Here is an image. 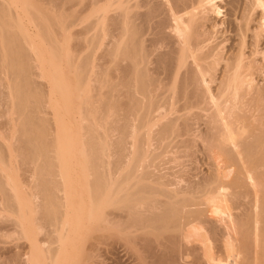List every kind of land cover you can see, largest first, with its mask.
Here are the masks:
<instances>
[{"label": "bare ground", "instance_id": "obj_1", "mask_svg": "<svg viewBox=\"0 0 264 264\" xmlns=\"http://www.w3.org/2000/svg\"><path fill=\"white\" fill-rule=\"evenodd\" d=\"M14 1H0V242L29 246L5 263L264 264V0H24L52 46L51 93L72 112L79 89L76 138L54 128L63 113L44 116L43 50ZM224 7L221 36L208 12ZM78 24L87 54L58 38ZM198 140L211 171L187 176L178 162Z\"/></svg>", "mask_w": 264, "mask_h": 264}, {"label": "rangeland", "instance_id": "obj_2", "mask_svg": "<svg viewBox=\"0 0 264 264\" xmlns=\"http://www.w3.org/2000/svg\"><path fill=\"white\" fill-rule=\"evenodd\" d=\"M0 1H2V0H0ZM14 0H12V2H13ZM225 1L226 0H224L223 2H221V0H219V3H220V5L221 6H224L225 4ZM39 2V1H38ZM42 2V1H41ZM24 0H16V2L14 1V3H12L11 4V6H13L11 9H14L13 11L15 12V13H17L18 14V16L20 17V18H22L21 20L23 21V25L25 26V27H27V30L29 31V33L31 34V36H32V38H34L33 40H34V42L35 43H38L37 45H40L38 48L40 49H42L43 50V52H42V58L41 57H39L38 58V56L36 57V63L37 64H39V63H42L43 61V63H42V65L40 66V64H39V66H38V68L36 67V72H37V76H34V80H36L37 82H39L41 85H42V87L46 90V91H48V92H50L51 93V91H52V89H53V91H56V89H55V87H54V85H53V80L52 79H50V78H52V77H50L51 75L50 74H52V72L53 71H51V73H50V70H51V68L53 69V67L51 66V64L49 63V61H50V56H51V54H50V56H49V53H51V49H52V46L48 43L47 44V42L45 43L44 42V39H42L43 37H41V35H40V33H41V29H40V27L39 26H37V24H36V22L32 19V17H31V15H30V12L28 13L27 12V9H25V5H24ZM40 3V2H39ZM42 3H44V2H42ZM17 4V5H16ZM45 4H46V2H45ZM45 4H44V6H45ZM24 5V6H23ZM45 7H47V5L45 6ZM226 8L227 7H224L223 9L222 8H220V9H218L217 11H218V13H213V12H208V18L210 19H208V26L209 25H211V24H215L214 26H216L217 24H219L218 26H216V30H218L217 28H219V32H216V33H222L223 34V32L221 31V30H223L224 32H225V30H226V28H228L227 26H228V21L227 20H229V19H227L228 18V16H225L226 15ZM16 9V10H15ZM79 9V8H78ZM81 10H82V8H80ZM79 9V11L81 12V10ZM17 11V12H16ZM83 11V10H82ZM111 12V11H110ZM27 13V14H26ZM112 13V12H111ZM32 14V13H31ZM79 14V13H78ZM88 15V14H87ZM86 15V16H87ZM212 15V16H211ZM85 16V15H84ZM31 17V18H30ZM85 19H92L91 18V16L89 17V16H87V17H85ZM37 21V20H36ZM210 21V22H209ZM225 22V23H224ZM224 25H223V24ZM36 24V25H35ZM84 24V23H83ZM86 24V23H85ZM222 25V26H221ZM227 25V26H226ZM213 26V25H212ZM85 28L84 30L82 29V28ZM225 27V28H224ZM209 28H212L211 26H209ZM81 29H82V31L83 32H81V33H85L87 30H86V25H85V27H84V25H80V24H78L77 26H73V28L71 27L70 28V30L68 31L67 29H64L66 32H67V34H66V32L65 31H63V32H61L62 30L60 29H58L59 31V36H58V38L62 41V39H63V44H64V42L66 43V41H69V42H67L66 43V45H64V46H66V47H64L65 49H64V51L68 48V50L70 49V47L69 46H73V47H75V49H76V47L77 48H79V50L82 48V46L85 44L84 42V39L83 38H80V39H77V38H79V36L81 35L82 37H83V35L82 34H78V31H81ZM109 29V28H108ZM110 29H111V27H110ZM109 29V31H111ZM213 30H214V27L212 28ZM75 31L77 32L76 33V35H74V33H75ZM85 31V32H84ZM210 31H212V30H210ZM68 32H74L73 34L71 33L70 35H74V38L73 37H70L71 39H69L68 37H69V35H68ZM213 32V31H212ZM92 33H94V30H92L90 33H88V35L87 36H89L90 34H92ZM102 35V38H103V40L102 41H104V43H105V41H106V44H104V45H106V47L108 48H110V46L109 45H111V44H109L112 40H110V42H109V39L107 38V37H109L110 39H111V35L109 36L108 34H107V32L104 30V32L103 33H101ZM103 34H104V36H103ZM219 34V35H220ZM222 34H221V36H222ZM108 35V36H107ZM213 35H215V32L213 33ZM218 34H217V36L216 37H220ZM225 35H231L230 33H228V34H225ZM76 36V37H75ZM91 36V35H90ZM38 37H40V38H38ZM66 40H65V39ZM102 38H100V39H102ZM73 39H75V40H73ZM81 39H82V45H81V43H78L79 41L81 42ZM42 41V42H41ZM76 41V42H75ZM101 41V40H100ZM107 41H108V43H107ZM73 42V43H72ZM43 43V44H42ZM74 43H76V46H75V44ZM78 43V44H77ZM103 43V42H102ZM101 43V44H102ZM101 44H100V46H98V48L95 50V56H94V59H95V63H101V61L99 62L98 60H100V59H98L97 58V53H98V56L100 55L99 54V52L101 51H103V49L105 50L106 49V47L104 48L103 46L101 47ZM109 44V45H108ZM47 45V46H46ZM69 45V46H68ZM77 45H79V46H77ZM103 45V44H102ZM50 46H51V48H50ZM72 47V48H73ZM83 47H86V46H83ZM40 49V50H41ZM83 50H86L87 48H82ZM81 49V50H82ZM102 49V50H101ZM73 50V49H72ZM71 50V51H72ZM81 50L80 51H75L74 53L76 54V53H79V52H81ZM48 53H47V52ZM88 49L85 51V54H87L88 53ZM83 52V51H82ZM81 52V54H83ZM103 53V52H102ZM47 55L49 56V58H48V60L47 59H45L44 60V58L45 57H47ZM80 55V54H79ZM82 56V55H81ZM101 56H102V54H101ZM44 57V58H43ZM96 58H97V60H96ZM99 58H100V56H99ZM41 59V60H40ZM63 60L60 62L61 64L59 65L60 67V69H59V71H60V73L64 76L63 77V80L64 81H66L67 80V82H68V85H70L69 83L71 82V85H76V84H74V83H76V75H74L75 73H74V71H70V72H68L69 71V66H68V63H67V61H65L66 60V58H62ZM40 60V61H39ZM42 61V62H41ZM47 61H48V63H47ZM98 61V62H97ZM45 63V64H44ZM47 63V64H46ZM62 65V66H61ZM50 66H51V68H50ZM68 67V68H67ZM46 72H45V71ZM62 71V72H61ZM42 74V76H41V74ZM47 74V75H46ZM50 80H52V81H50ZM73 82V83H72ZM88 84H91V82H88ZM67 85V87H69ZM93 84H91V86H92ZM90 86V85H89ZM90 86V87H91ZM71 87V86H70ZM69 87V88H70ZM72 87H74V86H72ZM51 88V89H50ZM68 88V89H69ZM75 89V92H77L76 93V95H77V97H75V92H74V95H72L71 96V94H73V92L71 91V89L73 90V88H70V91H71V94H70V96L71 97H73L72 98V101H70V104L72 105V108H73V111L72 112H70V114H69V112L67 111V109L68 108H71V106L70 107H67V109L65 108L66 106H65V104H66V102L64 101V98L61 96V93H59V95L62 97V99H61V97L57 94L58 92H54V93H51L50 94V96L52 97V98H50V100H49V102L51 103V104H53V105H51L50 103H49V107L47 106V108H46V110L47 111H49L47 114H49L50 112V115H44V116H47V118L51 121L52 119V121H53V124H54V121H55V124H56V122L61 118V120L62 121H60L59 123H57V125L58 126H56L55 125V129H61L62 130V127H63V125H65V124H67V126H64L65 128L67 127L68 129H66V130H68V132L71 130V127H72V129L74 130V129H76L77 127H79V130H78V132L80 131V133H81V131L83 130H81V123H82V121L79 119L80 118V115L78 114V110H79V108H78V105L80 106V103H79V101L81 100L79 97H78V95H79V89L78 88H76V87H74ZM69 91V92H70ZM53 97H54V99L56 98L57 99V101H58V104H55L54 105V102L56 101V99H55V101H54V99H53ZM61 100H62V102H61ZM72 102V103H71ZM57 103V102H56ZM65 103V104H64ZM77 103H78V105H77ZM59 104L61 105V106H59ZM76 104V105H75ZM96 104H99V103H96ZM96 104H95V106H96ZM59 106V111L60 112H58V114H55L57 111L56 110H54V106ZM63 105H64V107H63ZM75 105V106H74ZM53 106V107H52ZM74 106V107H73ZM76 107H77V109H76ZM63 108H65L66 109V112H64L65 111V109H63ZM57 109V108H56ZM75 109V110H74ZM64 110V111H63ZM68 110H70V109H68ZM56 111V112H55ZM67 112H68V114H67ZM60 113H63V117H62V115L60 114ZM73 113V114H72ZM75 113V114H74ZM59 114L61 115V116H59ZM67 116V117H64L65 115ZM78 114V115H77ZM56 116H59V118H57ZM79 116V117H78ZM78 117V118H77ZM52 118V119H51ZM55 118H57L58 120H56ZM67 118H69V119H67ZM76 118V119H75ZM75 121H74V120ZM68 120H69V122H68ZM77 120V121H76ZM78 121H79V123H78ZM61 122H63L62 124H61ZM72 123V124H70L69 125V123ZM76 122V123H75ZM60 124V125H59ZM73 124H75V126H76V124L77 125H79V126H77V127H73L74 125ZM73 125V126H72ZM62 126V127H61ZM71 126V127H70ZM75 131V130H74ZM74 131L72 132V130H71V132L73 133H70V134H72L73 136H74V134L75 133H78L77 132V130L75 131V133H74ZM56 132V131H55ZM57 132H58V130H57ZM56 132V134H58V135H62V133H63V131L62 132H60V130H59V132L57 133ZM65 133V132H64ZM64 133H63V135H64ZM78 135H80V134H78ZM73 136H72V138H73ZM75 138L77 137L76 135L74 136ZM65 139V138H64ZM74 139V138H73ZM2 141H3V139H1ZM65 141V140H64ZM200 141L198 140V142H197V144H196V147H195V149H194V145H193V147H191V149H189V150H191L190 151V153L188 152V153H186V156L184 155V154H182V153H180V154H182V158H181V161H182V163L184 164V166L182 167L181 165H179L180 163L178 162V166L180 167V168H178L177 167V163L176 164H174L173 162L171 163V166H169L170 165V162H169V164L167 163V164H165V162L164 163H161V167H163L162 165L163 164H165L164 165V167H172V168H174L175 167V165H176V167L178 168H175V169H177V170H179V169H184V170H187V176H192V175H188V174H192L193 173V175L194 174H198L199 176H207V175H209V173L208 172H210L211 171V169H210V164L208 163V162H210L209 160V157H206V153L203 151V150H201V147H200ZM197 145H198V147H197ZM202 146V145H201ZM192 148H193V150H192ZM157 151H159V149L157 150ZM77 152V151H76ZM196 152V153H195ZM204 152V153H203ZM171 153V154H170ZM169 154H170V156L172 155V156H174V154L175 153H173V152H170ZM72 154V155H71ZM71 154H69L68 156H75L74 157V160H76L75 162H77V164H76V166L77 167H73L72 165H70V166H72L74 169L76 168V170H79L80 171V167H82L83 169L85 168V165H83V164H85V163H83V164H81V166H79L78 164H80V163H82V161L80 162L78 159H76V157L77 158H79V157H81L82 155L80 154V156L78 155L79 153H74L75 155H73V153H71ZM191 154V155H190ZM77 155V156H76ZM188 155H190V156H188ZM169 155H168V157H170ZM208 156V155H207ZM69 158V157H68ZM72 158V157H71ZM71 158H69V159H71ZM82 159V158H81ZM207 159H209V160H207ZM20 160H21V158H20ZM74 160H73V158L70 160V162H73V164H74ZM78 160V161H77ZM186 161V162H185ZM206 161V162H205ZM23 162V161H22ZM21 162V163H22ZM161 162H163V160H161ZM24 164V163H23ZM23 164H21L22 166L21 167H23L22 168V170H19L18 171V173H16L15 174V177H16V179H17V184L19 185V187H20V189H21V191H23L24 190V185L26 186L27 185V183H24L25 182V180L27 179V181H29L30 179H29V175L28 174H30L29 172H25V171H27V170H25V169H28V167H29V169H31V167H32V165L31 164H28L27 166H25V167H27V168H25L24 166H23ZM70 164H72V163H70ZM168 165V166H167ZM173 165H174V167H173ZM74 166H75V164H74ZM186 166V167H185ZM189 166V167H188ZM190 166H191V168H190ZM71 167V168H72ZM185 167V168H184ZM209 167V168H208ZM25 168V169H24ZM72 168V169H73ZM25 171H24V170ZM29 169H28V171H29ZM165 169V168H164ZM189 169V170H188ZM194 169V170H193ZM76 170H75V172H76ZM172 170H174V169H172ZM191 170V173L189 172ZM83 171V170H82ZM194 171V172H193ZM23 172V173H22ZM23 175H22V174ZM25 173V174H24ZM27 173V174H26ZM21 174V175H20ZM76 174H78V173H76ZM79 174H80V172H79ZM78 174V175H79ZM196 174V175H197ZM203 174V175H202ZM207 174V175H206ZM24 175L25 176H28V178L27 177H24ZM198 175H197V177H198ZM19 176H21V177H19ZM22 177H24V178H22ZM194 177H196V176H194ZM194 177H192L193 179H194ZM199 178H201V177H199ZM199 178H195V179H199ZM24 179V181H22ZM20 180V181H19ZM19 181V182H18ZM23 182V183H22ZM76 183V182H75ZM27 187V186H26ZM25 187V188H26ZM29 187V186H28ZM23 188V189H22ZM6 222H8V221H5V224H6ZM3 226V225H2ZM4 227L6 228V227H8V228H10L11 229V226H10V224H9V222H8V224H7V226H5L4 225ZM8 228H6V231H8V230H10V229H8ZM11 231V230H10ZM8 234H9V231H8ZM10 238V239H9ZM9 238H8V236L7 237H4V238H2L1 239V241H2V243L0 242V264L2 263V264H6L8 261H9V259L11 258V260L13 261V259L15 260L16 259V257L14 258V256H16L15 255V253H18V251L20 250L19 249V247L17 246V244L18 245H20L19 244V241L22 243V244H25L26 245V243H28L27 244V246H29V242H28V240H26L25 241V239H19L18 241H17V239L15 238L14 239V237H10L9 236ZM12 239V240H11ZM14 239V240H13ZM5 242V243H4ZM17 243V244H16ZM24 246V245H23ZM18 247V248H17ZM26 247V246H25ZM27 248V247H26ZM19 249V250H18ZM11 250V251H10ZM16 250H18V251H16ZM3 251V252H2ZM14 251V252H13ZM5 253V254H4ZM12 253V254H11ZM14 253V254H13ZM10 255H11V257H10ZM13 257V258H12ZM9 258V259H8ZM5 259V260H4ZM191 259V258H190ZM6 260H8L7 262H6ZM16 261V260H15ZM15 261H13V263L15 262ZM6 262V263H5ZM9 263H12V262H9ZM8 263V264H9Z\"/></svg>", "mask_w": 264, "mask_h": 264}]
</instances>
